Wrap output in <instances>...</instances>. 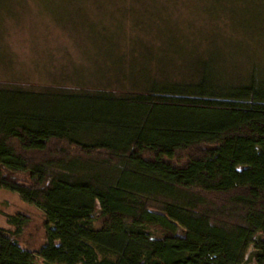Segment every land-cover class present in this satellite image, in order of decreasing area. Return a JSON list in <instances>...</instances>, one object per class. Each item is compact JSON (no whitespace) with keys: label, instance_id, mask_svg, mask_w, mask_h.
<instances>
[{"label":"trees","instance_id":"trees-1","mask_svg":"<svg viewBox=\"0 0 264 264\" xmlns=\"http://www.w3.org/2000/svg\"><path fill=\"white\" fill-rule=\"evenodd\" d=\"M144 89L0 86V189L43 210V264H264V67L196 57ZM0 264H35L21 214ZM251 249V250H250ZM253 249V250H252Z\"/></svg>","mask_w":264,"mask_h":264},{"label":"rangeland","instance_id":"rangeland-1","mask_svg":"<svg viewBox=\"0 0 264 264\" xmlns=\"http://www.w3.org/2000/svg\"><path fill=\"white\" fill-rule=\"evenodd\" d=\"M196 57L230 76L264 67V0H0V86L125 93L184 77ZM15 214L18 243L43 264V210L0 189V229Z\"/></svg>","mask_w":264,"mask_h":264}]
</instances>
